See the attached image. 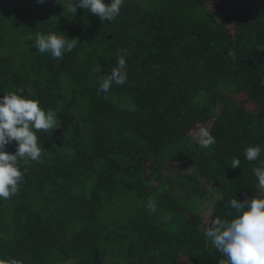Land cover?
Returning a JSON list of instances; mask_svg holds the SVG:
<instances>
[{"label": "trees", "instance_id": "1", "mask_svg": "<svg viewBox=\"0 0 264 264\" xmlns=\"http://www.w3.org/2000/svg\"><path fill=\"white\" fill-rule=\"evenodd\" d=\"M236 1L125 0L102 22L69 10L70 0H0V97L23 88L61 122L37 132L48 152L21 160L18 193L0 200V259H224L205 231L217 217L234 218L231 199L264 196L253 172L264 152L244 157L264 149V0ZM49 30L78 41L62 59L35 46ZM120 54L127 83L98 92ZM209 125L215 143L204 148L192 134ZM205 201L213 203L209 223Z\"/></svg>", "mask_w": 264, "mask_h": 264}, {"label": "clouds", "instance_id": "2", "mask_svg": "<svg viewBox=\"0 0 264 264\" xmlns=\"http://www.w3.org/2000/svg\"><path fill=\"white\" fill-rule=\"evenodd\" d=\"M43 3L44 0H39ZM125 0H70L69 10L77 12L78 8L89 10L101 21L114 20L121 11ZM76 39L65 38L49 30L37 33L36 48L41 54L49 53L54 59H62L76 46ZM126 59L120 54L117 67L100 82L98 92L107 93L113 84L127 83ZM24 89H17L0 97V200H7L19 191L24 173L19 162L30 159L39 161L48 151L38 142L37 132L54 131L60 128L61 122L52 110L45 111L38 100L28 99ZM201 144L209 148L215 143V137L204 130L200 134ZM15 142V153L8 151V146ZM264 152L261 146L245 149L247 161H256ZM241 165L239 158H233L231 168ZM258 187L264 190V161L253 169ZM230 207L235 211L233 219L217 217L204 235L210 238L215 249L222 254L219 264H264V196L256 195L243 201L231 199ZM154 209V204L149 202ZM0 264H21L15 258L0 259Z\"/></svg>", "mask_w": 264, "mask_h": 264}, {"label": "rangeland", "instance_id": "3", "mask_svg": "<svg viewBox=\"0 0 264 264\" xmlns=\"http://www.w3.org/2000/svg\"><path fill=\"white\" fill-rule=\"evenodd\" d=\"M247 2H248V0H239V1L234 2V3L231 4V5H232V7L237 8V7H239V6H242V5L248 4ZM240 103H241L243 106H245V107L251 109V108H250V107H251V104H250L249 101L246 99V97H242V98L240 99ZM210 127H211V125L205 127V128L202 129V130H201V129H199L198 131L196 130V131L192 134V136L196 137V135L198 134V141H201V136H200L201 132L204 131V130L208 131ZM200 211H201V214H202V216H203L205 222H206V223H209V221H210V217H211V214H212V211H213V203H212V202L205 201V202L201 205V210H200Z\"/></svg>", "mask_w": 264, "mask_h": 264}]
</instances>
